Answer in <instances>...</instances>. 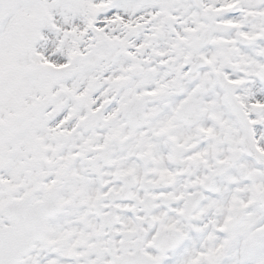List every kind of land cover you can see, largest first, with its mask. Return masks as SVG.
<instances>
[{
    "label": "snow or ice",
    "instance_id": "6c2138e0",
    "mask_svg": "<svg viewBox=\"0 0 264 264\" xmlns=\"http://www.w3.org/2000/svg\"><path fill=\"white\" fill-rule=\"evenodd\" d=\"M0 264H264V0H0Z\"/></svg>",
    "mask_w": 264,
    "mask_h": 264
}]
</instances>
